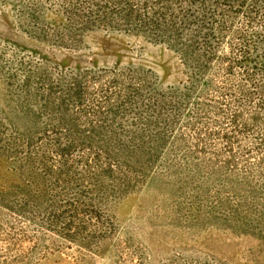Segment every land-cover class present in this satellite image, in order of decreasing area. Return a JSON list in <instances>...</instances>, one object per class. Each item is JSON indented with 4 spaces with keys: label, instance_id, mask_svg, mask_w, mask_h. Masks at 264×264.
Listing matches in <instances>:
<instances>
[{
    "label": "rangeland",
    "instance_id": "obj_1",
    "mask_svg": "<svg viewBox=\"0 0 264 264\" xmlns=\"http://www.w3.org/2000/svg\"><path fill=\"white\" fill-rule=\"evenodd\" d=\"M0 264H264V0H0Z\"/></svg>",
    "mask_w": 264,
    "mask_h": 264
}]
</instances>
